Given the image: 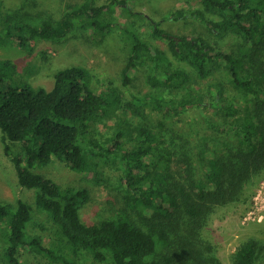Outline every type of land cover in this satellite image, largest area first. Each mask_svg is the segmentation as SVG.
<instances>
[{
	"label": "trees",
	"instance_id": "1",
	"mask_svg": "<svg viewBox=\"0 0 264 264\" xmlns=\"http://www.w3.org/2000/svg\"><path fill=\"white\" fill-rule=\"evenodd\" d=\"M126 1L66 0L59 18L36 25L5 15L0 43L30 50L38 39L63 41L83 24L118 29L113 12ZM188 1L197 6L165 17L198 21L201 32L173 37L150 18L149 37L139 26L129 34L118 75L128 99L113 85L93 88L82 66L57 70L49 89L33 87L16 78L15 63L0 58L3 150L17 183L35 189L33 203L53 226L44 246L27 233L31 205L0 202V264H20V249L61 264H222L207 237L209 220L219 208L247 202L264 181V0ZM138 69L148 88L130 91L128 72ZM196 111L191 118H201L209 134L194 132L191 121L178 124L179 115ZM109 115L110 131L100 133L96 122ZM53 159L83 184L62 186L31 170ZM110 166L116 175L109 178L103 168ZM99 186L111 210L83 221L79 211ZM260 249L242 242L230 264H256ZM84 253L88 262L80 261Z\"/></svg>",
	"mask_w": 264,
	"mask_h": 264
},
{
	"label": "rangeland",
	"instance_id": "2",
	"mask_svg": "<svg viewBox=\"0 0 264 264\" xmlns=\"http://www.w3.org/2000/svg\"><path fill=\"white\" fill-rule=\"evenodd\" d=\"M65 1L0 0V22L5 15H9L12 22L19 21L31 25L39 24L47 16L59 18ZM105 1L107 0H96V4ZM196 6L188 0H127L122 7H115L113 12V20L118 25V29L113 27L111 31L100 32L83 24L75 27L63 41L38 39L30 50L20 48L14 40H7L0 43V58H7L15 63L17 67V77H15L33 87L49 89L57 70L71 65L82 66L89 70V74L91 73L90 76L88 75V81L89 84L94 85L93 88L99 90L113 85L122 91L125 99H128L129 90L122 86L118 75L126 57L124 53L128 51L131 43L127 39L129 34L135 31L134 27L139 26L138 31L144 37H149L148 24L151 18L163 22L161 26L173 37L190 30L201 32L203 29L198 21L190 18L173 21L165 17L169 11L189 10ZM1 27L0 23V29ZM162 44L164 45L165 42L162 41ZM184 68L193 73L191 68L186 66ZM128 76L132 78L133 84L130 91L133 88V91H143L148 88L144 82V75L139 69L128 72ZM146 114L150 119L156 117L153 111L146 110ZM197 114L198 111L179 115L178 124L187 127V121H191L192 127L195 128L194 132L198 130L209 134V131L200 126L201 118H191ZM120 115L124 117V114ZM127 116L130 117V114L127 113ZM114 119L109 115L96 122L100 133H108ZM3 146L0 139V202L15 203L19 198L31 205L32 219L28 224L27 233L39 236L43 245L48 246L53 226L39 210L40 208L33 203L35 189L19 186L17 183L14 164L10 155L5 154ZM21 164H24V161H21ZM31 170L44 174L62 186L79 187L83 184V178L79 173L70 171L63 162L56 159L45 166L34 164ZM103 171L109 178L116 175V170L111 169V166L104 167ZM84 182L91 183L89 180ZM94 189L91 192L92 200L79 211L81 219L86 222L99 220L111 210L109 206L104 205L103 199L106 197L104 189L100 186ZM254 196L258 199H253ZM1 227L3 228L2 224L0 229ZM207 237L215 245L222 264H230V254L235 247L248 240L255 241L258 247L263 248L258 252L256 264H264V181L256 186L251 199L247 202L232 203L217 209L208 222ZM79 258L81 262H88L90 259L85 253ZM18 259L20 264H61L36 252H26L23 249L18 251ZM102 264H108V261Z\"/></svg>",
	"mask_w": 264,
	"mask_h": 264
},
{
	"label": "built area",
	"instance_id": "3",
	"mask_svg": "<svg viewBox=\"0 0 264 264\" xmlns=\"http://www.w3.org/2000/svg\"><path fill=\"white\" fill-rule=\"evenodd\" d=\"M253 199H258V197L257 196H254Z\"/></svg>",
	"mask_w": 264,
	"mask_h": 264
}]
</instances>
